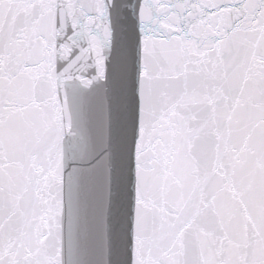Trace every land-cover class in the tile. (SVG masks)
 Returning a JSON list of instances; mask_svg holds the SVG:
<instances>
[{"label": "snow or ice", "instance_id": "6c2138e0", "mask_svg": "<svg viewBox=\"0 0 264 264\" xmlns=\"http://www.w3.org/2000/svg\"><path fill=\"white\" fill-rule=\"evenodd\" d=\"M0 264H264V0H0Z\"/></svg>", "mask_w": 264, "mask_h": 264}]
</instances>
